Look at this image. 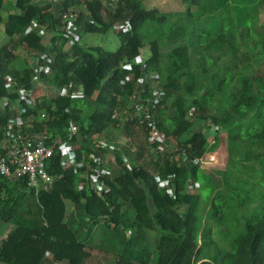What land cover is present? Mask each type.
<instances>
[{
    "label": "trees",
    "instance_id": "obj_1",
    "mask_svg": "<svg viewBox=\"0 0 264 264\" xmlns=\"http://www.w3.org/2000/svg\"><path fill=\"white\" fill-rule=\"evenodd\" d=\"M259 1L264 11V0ZM59 6L79 12L84 20L79 38L88 31L113 29L119 46L114 51L85 47L77 38L66 49L71 38L58 31L51 37L54 63L48 71L18 68L14 61L21 52L35 55L37 68L46 61L41 56L46 47L35 27L52 31L62 23L48 3L0 0V25L7 37L0 44V98H15L6 90L8 75L27 89L33 88L36 74L54 87L23 111L0 102V135L10 119L31 118L30 124L48 141L59 135L63 142H71L69 150L78 157L93 150V135L112 127L146 139L150 125L142 117L125 115L124 109L137 76L151 70L163 87L164 103L154 110L153 121L166 142L175 141V149H165L159 156V143L154 142L145 160L140 144L131 168L117 152V171L105 177L108 190L103 194L92 190L78 169L61 165L59 145L46 163L48 173L57 177L50 188L31 187L25 176L0 175V222L10 225L0 241V264H85L91 252L88 241L79 238L66 201L90 223L103 220L109 227L126 224L135 229L115 264H264V61L258 53L255 61H238L241 47L231 25L201 31L181 44L188 30L185 22L171 26L166 43L174 45L164 50L142 27L148 20L161 25L168 16L145 8L140 0H117L113 9L103 0H63ZM255 21V16L243 21L253 41L242 54L259 45L264 52V34ZM122 22H129L128 27L114 28ZM145 41L150 54L140 62L136 58ZM60 87L67 93L58 92ZM86 107L91 110L83 116ZM199 121L207 127L195 129ZM71 126L77 130L69 136ZM221 131L226 135L227 159L218 178L205 172L200 162L184 163L182 156L198 160L217 155ZM95 152L105 155V150ZM156 172L161 177L173 174V196L160 186ZM202 201L208 203L207 215ZM156 226L160 235L153 240L155 257L148 247L132 248L137 241L149 240L144 230Z\"/></svg>",
    "mask_w": 264,
    "mask_h": 264
},
{
    "label": "rangeland",
    "instance_id": "obj_2",
    "mask_svg": "<svg viewBox=\"0 0 264 264\" xmlns=\"http://www.w3.org/2000/svg\"><path fill=\"white\" fill-rule=\"evenodd\" d=\"M142 5L147 9H157L158 13L167 15V20L146 21L142 27V31L145 32L148 39L157 38L160 45L164 50L170 49L174 44L166 43V36L168 35L171 26L175 23L185 22L188 25L187 35L181 40V44L187 42V38L196 36L198 33L202 32H213L216 31L221 26L231 25L234 29L236 35L238 36V43H240V49L238 50V61H255L254 53H258V59L264 61V52L261 50L259 45L257 48L247 52V54H242V51L248 49L249 44L252 43V37L246 34V27L243 25L244 19L255 16V26L264 34V11L259 0H140ZM197 1L198 3L196 4ZM5 12V11H4ZM60 26L58 27V30ZM231 30V28H229ZM244 39L246 44L241 40ZM7 40L4 33L3 24L0 25V44ZM79 43L85 47L88 46H101L107 51H114L119 46L118 36L113 29H109L106 32H96L88 31L82 33L79 38ZM73 40H68L64 47L69 49ZM150 54V46L145 41V45L141 48L140 55L136 58L137 61L142 62ZM194 56V54L192 53ZM32 58V53H24L15 60L18 62L20 67H28V61ZM14 61V62H15ZM136 61V62H137ZM264 66V64H263ZM42 84H38L37 88L34 89V96H39L43 94H50L51 83L49 81H40ZM46 86V87H45ZM91 109L86 107L83 116L86 115ZM207 127L206 123L197 122L194 127L199 129ZM77 133V132H76ZM106 137L110 142L116 143L117 145L124 147V153L128 167H132L133 159H136V151L141 144L144 147V159L146 160L151 156L152 148L154 147V142L161 139V134L159 136L153 133V130L149 132V135L144 139L143 135H132L127 136L118 127H112L108 132L102 134H95L91 139H99L100 137ZM219 147L214 154V158L206 159L202 162L201 167L204 171L210 175L218 178L220 172L226 166L227 152L225 150L226 145V135L224 131L220 132L219 135ZM153 142V143H152ZM92 144V143H91ZM63 147V145H62ZM167 152L173 151L175 149V141L173 139H168L166 145H163ZM178 156V155H177ZM112 159V169L117 171V165L115 162V157ZM140 160V159H139ZM69 203V202H68ZM70 207V206H69ZM68 207V208H69ZM129 210V209H128ZM127 210V215L129 218L132 217V211ZM202 212L207 215L208 203L202 201L201 203ZM69 211V209H68ZM78 211V210H77ZM80 212V211H79ZM83 213L75 214V221L78 227V236L81 240L88 241V249L90 252V257L87 259L85 264H115L117 256L122 251V247L132 236L136 234L135 229L126 224L118 225L116 228L107 226L103 220L97 223H90L83 218ZM9 224L0 222V241L5 236L6 232L9 230ZM131 230L133 234L130 235ZM144 235L149 237L148 239H143L137 241L132 248L139 249L143 247H148L152 256L155 257L156 251L153 244V240L157 239L160 235V230L156 226L154 229L144 230Z\"/></svg>",
    "mask_w": 264,
    "mask_h": 264
},
{
    "label": "built area",
    "instance_id": "obj_3",
    "mask_svg": "<svg viewBox=\"0 0 264 264\" xmlns=\"http://www.w3.org/2000/svg\"><path fill=\"white\" fill-rule=\"evenodd\" d=\"M33 2L48 3L50 10L58 15L62 26L60 29L55 28L52 31H47L45 26H36L35 31L41 38V42L46 47L45 52L41 54L45 58V63L37 68V62L34 65L35 71H48L50 65L54 63V54L51 50L52 40L51 33H59L68 36L72 40L79 38V32L82 29L83 19L79 18V12H67L61 9V2L63 0H31ZM117 0H103L104 6H110L112 9L116 5ZM15 9H12L14 11ZM129 22H122L114 24V28H127ZM140 70H144L141 65ZM129 78H134L132 75ZM42 79L36 74L34 77L33 88L27 89L19 79L10 75L5 77V86L8 93L15 95L14 99L9 97L0 98L1 104L8 107L10 110L23 111L26 104L34 105L35 96L34 89L38 84H41ZM42 85V84H41ZM46 87V86H45ZM53 87V86H51ZM54 88V87H53ZM58 92L62 94L67 93L65 87H60ZM163 87L156 79L155 72L148 70L143 71L135 79V89L130 97L129 106L124 109V114L130 116L142 117L146 124L150 125V132L157 136L161 134L159 143L158 155H164V147L166 139L158 130L153 121V113L155 109L164 106L162 99ZM31 118L22 119L16 117L10 119V122L0 135V175L7 178L26 177L27 184L36 189H48L53 185L57 177L49 174L46 170V163L52 157L55 147L59 145L63 149V156L60 163L63 167H74L85 174L88 179L90 188L98 194H103L108 190L106 186L105 177L114 173L112 169V159L110 156L116 157V153L121 154L122 160H126L125 154L121 146L112 143L105 138H99L92 142V151L89 154H82L80 157L72 153L69 148L71 142H63L59 135L48 141L46 134L43 131L34 128L30 124ZM3 129L0 127V131ZM77 130L76 126H71L68 129V134L71 136ZM213 136V135H211ZM211 139V138H210ZM63 145V147H62ZM69 150V151H68ZM105 150V155L96 153L95 151ZM214 155H207L198 160L196 158H189L182 156V160L186 165L191 166L197 162H204L206 159L214 158ZM116 162V158H115ZM155 175L159 179L160 186L166 187L171 196L174 193L173 174H167L164 177Z\"/></svg>",
    "mask_w": 264,
    "mask_h": 264
},
{
    "label": "crops",
    "instance_id": "obj_4",
    "mask_svg": "<svg viewBox=\"0 0 264 264\" xmlns=\"http://www.w3.org/2000/svg\"><path fill=\"white\" fill-rule=\"evenodd\" d=\"M53 35V33H51V36ZM31 53V52H30ZM36 56L35 55H33L32 56V58H30L29 59V61H28V65L29 66H34L35 64H36V62L37 61H35L36 60V58H35ZM17 66H19L18 68H23V67H20V65H19V63L17 62L16 63V61L14 62ZM28 66V67H29ZM51 89L53 90L54 88L53 87H51ZM69 201H66V210H67V213H73L74 215L76 214V213H79L78 211H77V209H76V207L73 205V203H71V202H69ZM70 206V207H69ZM69 207V208H68ZM68 209H69V211H68ZM87 262V261H86Z\"/></svg>",
    "mask_w": 264,
    "mask_h": 264
},
{
    "label": "water",
    "instance_id": "obj_5",
    "mask_svg": "<svg viewBox=\"0 0 264 264\" xmlns=\"http://www.w3.org/2000/svg\"><path fill=\"white\" fill-rule=\"evenodd\" d=\"M1 102V101H0Z\"/></svg>",
    "mask_w": 264,
    "mask_h": 264
}]
</instances>
